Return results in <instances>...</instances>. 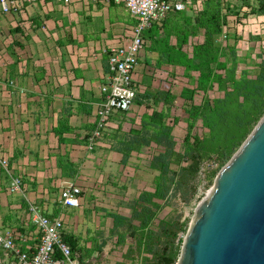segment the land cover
Listing matches in <instances>:
<instances>
[{
	"label": "crops",
	"instance_id": "obj_1",
	"mask_svg": "<svg viewBox=\"0 0 264 264\" xmlns=\"http://www.w3.org/2000/svg\"><path fill=\"white\" fill-rule=\"evenodd\" d=\"M204 1L192 0L170 12L161 28L144 32L134 72L139 88L152 69L164 71L163 48L177 43L172 35L167 39L174 19L196 7V23ZM135 23L114 2L35 0L17 10L0 7V149L8 159L7 170L0 166V229H11L19 248L33 252L38 242L29 203L61 216L66 236H94L96 229L114 225L112 214L128 216L123 191L133 174L132 151L117 143V135L138 121L145 105L135 99L128 111L113 113L97 145L89 150L86 143L109 52L129 44ZM246 26L233 28L245 32ZM14 176L22 179V193L9 190ZM63 182L80 187L78 206L59 205ZM14 258L0 252V264Z\"/></svg>",
	"mask_w": 264,
	"mask_h": 264
},
{
	"label": "rangeland",
	"instance_id": "obj_2",
	"mask_svg": "<svg viewBox=\"0 0 264 264\" xmlns=\"http://www.w3.org/2000/svg\"><path fill=\"white\" fill-rule=\"evenodd\" d=\"M220 4L228 18L220 32L213 34L215 47L198 48L205 41L203 29L192 22L198 11L196 7L186 10L187 15L174 19L168 33L167 39L172 35L177 43L163 48L159 63L165 64L164 71L158 75L152 69L146 86L138 87L136 101L145 105V111L130 129L117 135V143L132 151L133 174L127 182L129 188L125 186L123 191L128 216L118 226L96 229L94 236H71L83 250L84 263L165 264L172 260L175 264L195 207L264 116V109L258 114L252 110L249 120L250 115L242 123L233 117L226 119L214 132L202 123L201 112L219 105L217 100L231 89L230 79L255 78L264 63V12L257 9V1L220 0ZM237 24H246V31L236 32L233 27ZM201 70H214L221 83L199 84ZM193 107L200 113L194 114ZM151 110L159 114L147 113ZM163 127L169 128L165 135L173 142L170 179L163 195L151 196L156 188L163 189L160 167L153 164V156L166 149L158 142L163 140ZM231 141L239 145L224 158L218 147Z\"/></svg>",
	"mask_w": 264,
	"mask_h": 264
},
{
	"label": "built area",
	"instance_id": "obj_3",
	"mask_svg": "<svg viewBox=\"0 0 264 264\" xmlns=\"http://www.w3.org/2000/svg\"><path fill=\"white\" fill-rule=\"evenodd\" d=\"M35 0H0L3 11L21 9L26 3ZM51 1V0H48ZM64 4L73 1L91 3H118L135 18L133 34L127 46L112 48L108 55L107 70L100 86L101 100L95 113V122L86 147L93 149L102 138L110 116L115 112L128 111L134 103L138 85L134 72L138 57L144 47V32L162 27L166 17L172 11L185 9L192 0H56ZM0 166L7 170L8 159L0 149ZM11 192H23L21 177L11 178ZM80 187L63 182L60 186L58 203L63 207H76L79 204ZM28 214L38 233V242L33 252L19 248L15 234L11 229H0V252L15 254L11 264H82L81 254L74 252L64 240V225L61 216L45 214L39 206L28 204Z\"/></svg>",
	"mask_w": 264,
	"mask_h": 264
},
{
	"label": "water",
	"instance_id": "obj_4",
	"mask_svg": "<svg viewBox=\"0 0 264 264\" xmlns=\"http://www.w3.org/2000/svg\"><path fill=\"white\" fill-rule=\"evenodd\" d=\"M175 264H264V116L195 207Z\"/></svg>",
	"mask_w": 264,
	"mask_h": 264
},
{
	"label": "trees",
	"instance_id": "obj_5",
	"mask_svg": "<svg viewBox=\"0 0 264 264\" xmlns=\"http://www.w3.org/2000/svg\"><path fill=\"white\" fill-rule=\"evenodd\" d=\"M257 9L260 12H264V0H256ZM195 21L199 27L205 29V41L198 46V48H213V34L219 33L221 30V25L226 22V14L222 12L220 0H207L204 4L203 10L195 17ZM191 63L192 59H188ZM219 66L224 64L221 62L217 63ZM191 65V64H190ZM221 83V76L214 70H201L200 76L198 79L199 84H208L211 85L213 82ZM232 82L231 89L225 91L223 98L218 99L217 102L219 105L214 107L205 108V112H201L202 123L210 132H214L219 123L224 122L226 119L234 118L242 123L244 118H247L248 115L251 118V111L255 110L256 113H260L264 109V63L262 65L261 71L257 74L255 78H239V79H230ZM192 112L194 114H199V108L193 107ZM159 113L153 112L152 115L155 117ZM246 116V117H245ZM219 119V122H218ZM256 119V117H255ZM169 128L163 127L162 129V139H159L158 142L163 145L166 149L164 152H160L157 155L153 156V164L157 167H160V186L163 188L165 184L167 185L168 172H169V157L173 151V142L170 140L168 133ZM217 131V130H216ZM160 134V135H161ZM239 141V140H238ZM239 145L238 142L231 141L226 145H219V149L224 155V158L229 157L228 151H234ZM227 148V149H226ZM160 165V166H159ZM165 193L164 188H156V192L149 193L151 196L157 194L163 195ZM114 226H118L124 219L125 216L119 214H112ZM181 228H184L182 225ZM64 240L71 246L72 250L75 252L77 249L78 252H81L82 249L77 246V242L71 236H63ZM82 264H84V256L81 254L79 257ZM172 260L167 261L165 264H172Z\"/></svg>",
	"mask_w": 264,
	"mask_h": 264
}]
</instances>
